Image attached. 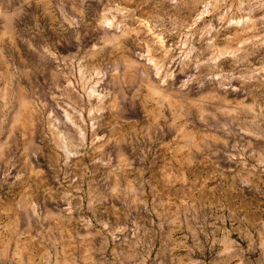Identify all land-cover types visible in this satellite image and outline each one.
<instances>
[{
    "label": "rangeland",
    "instance_id": "374dc122",
    "mask_svg": "<svg viewBox=\"0 0 264 264\" xmlns=\"http://www.w3.org/2000/svg\"><path fill=\"white\" fill-rule=\"evenodd\" d=\"M0 13V264H193L156 254L161 246L140 225L176 219L172 211L216 221L224 207L232 238L249 241L248 264H264V73L227 89L214 79L264 67V9L240 10V0H0ZM197 60L209 63L182 89ZM89 72L103 81L95 91H117L94 125L103 139L65 166L49 113L63 119L74 101L91 143L88 101L97 100L78 83ZM169 72L175 79L161 86ZM69 82L68 99L54 100ZM161 157L171 167L191 159L202 169L194 179L210 189L164 202L166 188L123 171Z\"/></svg>",
    "mask_w": 264,
    "mask_h": 264
},
{
    "label": "crops",
    "instance_id": "0c3cea01",
    "mask_svg": "<svg viewBox=\"0 0 264 264\" xmlns=\"http://www.w3.org/2000/svg\"><path fill=\"white\" fill-rule=\"evenodd\" d=\"M168 161L169 158L167 157L148 159L145 161L146 167L144 168L135 167V164L130 161L129 164H123L126 166L125 168H128L123 171L128 172L137 180L147 181L154 190H165L163 188H166L167 194L161 195L164 202L171 203V200L178 197L180 190L187 194L198 190L201 195L203 191L210 189L206 182L201 179V176L197 180L194 179V173L198 172L201 175L202 169L194 167L191 159L181 158V161L185 162L180 166L172 164V167ZM103 175H105V170L98 174L99 181ZM222 209L224 214L220 216V220L216 221L181 220L177 212L172 211V217L177 215L176 219L151 221L140 225V228L145 229L146 237L151 239V241L147 240L146 242L150 241L153 245L161 246V250H158L156 254L162 253L165 249L164 255L170 261L201 264L204 259H208L213 264H233L235 261H238V264H248L249 241L246 244L244 238L241 240L232 238L231 230L234 228L231 227L232 223L228 222V218L231 219V210H227L226 207ZM222 209L220 208L221 212ZM225 212L230 215H226ZM138 227V224L135 223V230H138ZM243 232L244 225L242 224L241 235ZM72 238L69 237V239ZM138 239H141V235L137 232L135 240ZM162 246L166 247L162 248ZM207 249H209L208 256L206 255Z\"/></svg>",
    "mask_w": 264,
    "mask_h": 264
},
{
    "label": "clouds",
    "instance_id": "9594fccd",
    "mask_svg": "<svg viewBox=\"0 0 264 264\" xmlns=\"http://www.w3.org/2000/svg\"><path fill=\"white\" fill-rule=\"evenodd\" d=\"M176 0H173V3H175ZM245 3H249L250 5H254L256 8L264 9V0H240V10H243ZM211 6V5H209ZM2 14V13H0ZM261 19H264V17H261ZM249 21H244V23H248ZM232 23H241L240 21H232ZM195 25H193L194 27ZM83 37L80 34H77L75 36L76 41H81ZM47 52V49L44 50ZM191 51H195V49H192ZM185 60H191L190 53L187 55L182 56L181 58V64H184ZM206 63L205 61L197 60L195 62L196 72L197 75L190 77L188 80H185L181 84V88H186L189 83H191L193 80L199 79L200 76V69L203 67ZM184 67H187V65H184ZM109 72H111L113 80L115 81L117 77V71H114L111 66L108 69ZM174 71V70H173ZM183 71V68H182ZM213 71H216V69H213ZM260 73H264V67H261L259 69L254 70L251 76H234L231 73H225L223 70H219V75H216L214 79L220 81V87L221 88H230L231 87V80L233 79H240V80H248L253 79L257 76H259ZM159 75V73H157ZM175 77L172 72L166 73L164 78L159 81L161 86H164L167 84L169 80H174ZM264 79V77H262ZM95 81V83H93ZM102 80H97L96 76H94L91 72L88 73V79L86 82L84 80L78 81V83H82L84 87V92L82 95H88L90 98H96L97 104L95 107L91 106V99L88 101L89 105V120L91 121V124L93 127L91 128L92 131V140L91 143L88 139V132H89V123L88 121H85L83 119V109H80L77 111V107H74L75 102H69L67 104V109H71V111L65 110L64 112V118L60 119L58 117H55L52 113H49V122L50 125L55 129L54 136H55V144L57 149H59L60 153H64L65 155L61 157L63 165H68L69 161L73 156L80 155L81 149H95V144L98 139H103L102 137H97L95 135V123L96 120L99 119V114L104 110V100L108 97L113 96L114 92H116V89H113L112 91H108L107 89H100L99 91H95L94 89H97L99 87V84L102 83ZM203 87V85H201ZM72 89L74 90L71 82H69L67 85H65L64 89H62L63 97H57L53 96V99L59 102L61 98L68 99L69 92L68 90ZM233 91H237V89H233ZM120 94L123 95V90H120ZM136 94L133 93V100L135 99ZM125 100L128 99L127 96H123ZM6 99V97H5ZM133 107H135V104H133ZM264 114V113H261ZM78 118V119H77ZM254 123V121H253ZM61 128L63 129L61 131ZM71 129H75V135ZM227 130V129H226ZM242 132L245 131L244 128L240 129ZM248 135H255L254 132L248 131ZM78 137V138H77ZM75 141V142H74ZM255 155V154H254ZM97 163H102L109 165L111 164V157H109L108 161H104L102 158ZM59 163V161H58ZM259 163L264 165V155H261L259 158ZM111 193L116 194L117 188L112 187L110 188ZM107 227V225H105ZM117 231H122V229H118Z\"/></svg>",
    "mask_w": 264,
    "mask_h": 264
}]
</instances>
